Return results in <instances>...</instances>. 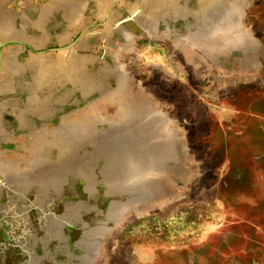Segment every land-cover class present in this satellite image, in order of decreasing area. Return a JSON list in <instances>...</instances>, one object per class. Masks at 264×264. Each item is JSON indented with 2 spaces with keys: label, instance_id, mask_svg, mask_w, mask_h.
<instances>
[{
  "label": "rangeland",
  "instance_id": "obj_1",
  "mask_svg": "<svg viewBox=\"0 0 264 264\" xmlns=\"http://www.w3.org/2000/svg\"><path fill=\"white\" fill-rule=\"evenodd\" d=\"M0 264H264V0H0Z\"/></svg>",
  "mask_w": 264,
  "mask_h": 264
},
{
  "label": "crops",
  "instance_id": "obj_2",
  "mask_svg": "<svg viewBox=\"0 0 264 264\" xmlns=\"http://www.w3.org/2000/svg\"><path fill=\"white\" fill-rule=\"evenodd\" d=\"M144 255H146V253H144ZM140 260H141V259H140ZM140 260H139V263L141 262Z\"/></svg>",
  "mask_w": 264,
  "mask_h": 264
}]
</instances>
